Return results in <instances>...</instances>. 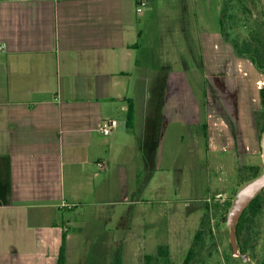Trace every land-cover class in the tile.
<instances>
[{
	"label": "crops",
	"instance_id": "obj_1",
	"mask_svg": "<svg viewBox=\"0 0 264 264\" xmlns=\"http://www.w3.org/2000/svg\"><path fill=\"white\" fill-rule=\"evenodd\" d=\"M201 22L210 24L198 0H148L140 13L136 0H0V156L12 182V203L0 205V264H58L64 236L73 263L91 231L99 264H143L144 226L161 220V132L172 127L177 175L182 143L196 154L202 125L208 155L240 150V116L216 97L229 63L255 64L230 55L223 30L195 38ZM224 52L229 63L216 55ZM110 119L118 127L105 136ZM248 146L261 149L256 125ZM80 203L124 206L107 218L125 226L87 231Z\"/></svg>",
	"mask_w": 264,
	"mask_h": 264
},
{
	"label": "rangeland",
	"instance_id": "obj_2",
	"mask_svg": "<svg viewBox=\"0 0 264 264\" xmlns=\"http://www.w3.org/2000/svg\"><path fill=\"white\" fill-rule=\"evenodd\" d=\"M198 4L199 14H205L210 24L206 25L205 22H201L195 38H199L203 33L202 30H206V28L209 30L226 29L232 39L242 43V50L248 48L247 52L260 56L264 63V0H198ZM184 37L181 34V41L185 40ZM230 47V55L240 56L232 44ZM216 55L222 56L224 62L229 63L230 57L226 52ZM201 61V51L198 47L200 65ZM227 72L226 80L219 87L220 93H218V97H215L219 99L221 105L225 106V109L230 111L233 108L237 111L236 115L240 116L239 127L242 136L247 141L245 140L240 150L229 149L208 155L205 149L202 125L199 129L201 135L196 154L188 152L189 147L186 141L182 143L181 173L177 175L176 170L171 167L173 163L168 157L170 149L173 147L169 140L172 127L161 132V151L165 154V159L161 162V186H163L161 188V220L160 223H150L144 226L147 234L141 250L144 254L155 255L153 264H162L157 256L160 245L169 247L173 264H184L199 229L206 232L204 245L198 246L197 256L191 264H244L241 258L232 253L226 217L237 189L264 169L262 147L256 155L248 153V139L253 127L257 126L260 142L263 133L261 132L263 106L260 91L261 88H264V72L257 65L250 69L246 65L238 63H229ZM197 73L199 86L207 85L212 93L209 82L204 78V71L199 67ZM204 97L199 94V102ZM204 109L201 106V116ZM195 157L197 158L195 159ZM208 157L211 159L210 161H208ZM190 163L196 168L191 172V175L186 169ZM217 163H219L218 166L221 165L217 167ZM251 166H256L257 171L251 169ZM191 181L192 185L189 186ZM80 204L77 208L78 212H82L80 217H84L90 223L87 231L95 229L93 223H97L98 232L103 228L116 231L118 227L125 226L118 222L117 218H114L112 222L107 218L110 216V212L122 211L124 209L122 205L88 206ZM149 205L151 206L152 203ZM71 212L68 211L70 214ZM257 222L258 231L261 234L258 233L260 237L259 242L256 243L254 261L248 264H257L259 256L261 257L263 254L264 215L260 220L258 218ZM92 236L93 232H88L87 237L90 239L84 238L82 241L84 246L80 249L85 250V255L77 257L70 264H99L88 252L89 244L92 245L94 240H92ZM135 261L138 262L137 259Z\"/></svg>",
	"mask_w": 264,
	"mask_h": 264
},
{
	"label": "trees",
	"instance_id": "obj_3",
	"mask_svg": "<svg viewBox=\"0 0 264 264\" xmlns=\"http://www.w3.org/2000/svg\"><path fill=\"white\" fill-rule=\"evenodd\" d=\"M223 34L225 36V30L223 29ZM237 48V52L241 54L239 51V48L237 45L235 46ZM249 47V46H248ZM256 61V60H255ZM257 67L264 72V65L260 62L256 61ZM261 94V102H262V110H261V117L263 118V126L261 129V132L264 131V88H261L260 91ZM206 128V125H204ZM5 159V169H2L1 160ZM253 170L257 171L256 166L250 167ZM11 189H12V182H11V169H10V158L8 155L0 156V205H7L11 204ZM264 204V190H262L249 204V206L246 208V210L243 212L240 222L237 227L238 234L241 233L242 228H250L255 225V220L261 211ZM203 224L204 219L202 220ZM206 235V232L203 229H199L195 235L194 244L190 247L189 252L186 256L185 263L184 264H191L192 261L197 256V250L198 246L204 245V236ZM66 237H63V244L61 246V250L59 253L58 258V264H66V245H65ZM200 248V247H199ZM158 259L160 258L162 264H173L172 259L170 257V251L169 247L167 245H160L158 247V253H157ZM143 264H153L155 255L146 254L144 258ZM116 264H123L121 259L118 258Z\"/></svg>",
	"mask_w": 264,
	"mask_h": 264
},
{
	"label": "water",
	"instance_id": "obj_4",
	"mask_svg": "<svg viewBox=\"0 0 264 264\" xmlns=\"http://www.w3.org/2000/svg\"><path fill=\"white\" fill-rule=\"evenodd\" d=\"M262 157L264 162V131L261 137ZM264 189V169L253 178L244 182L236 191L229 206L226 227L229 229L230 243L233 253L241 255V246L237 236V225L239 220L252 200Z\"/></svg>",
	"mask_w": 264,
	"mask_h": 264
},
{
	"label": "flooded vegetation",
	"instance_id": "obj_5",
	"mask_svg": "<svg viewBox=\"0 0 264 264\" xmlns=\"http://www.w3.org/2000/svg\"><path fill=\"white\" fill-rule=\"evenodd\" d=\"M224 30H225V33L227 35V36H225V38L234 46L235 50L237 51V48L235 47L236 45L239 48V51L241 52V54H239L238 52L237 53L240 56L252 59L255 65H257L256 61H258V62H260L261 64L264 65V63L261 60L260 56H256L254 53L251 54V52H249V51L247 52L248 48L246 46H245V48H247V49L246 50H242L241 49L242 43L239 42V40L232 39L228 35V33L226 32V29H224ZM263 215H264V204H263V207H262L261 211L259 212L255 222H254L255 225L252 226L250 228V230L248 228H242V231H241L240 234H238V232H237L238 240H239V243H240V246H241V253H242L238 257L242 259L244 264H248V263L254 261V251H255V249L257 247L256 243L259 242V237H260V235H258L259 231H258V222H257V220H258V218L260 220L261 217H263ZM226 220H227V217H226ZM239 222H240V220H239ZM237 227H238V225H237ZM259 234H261V233H259ZM230 245H231V243H230ZM231 248H232V245H231ZM232 253H233V249H232ZM233 255H234V253H233ZM257 264H264V247H263V254L261 255V257L259 256V261H258Z\"/></svg>",
	"mask_w": 264,
	"mask_h": 264
},
{
	"label": "built area",
	"instance_id": "obj_6",
	"mask_svg": "<svg viewBox=\"0 0 264 264\" xmlns=\"http://www.w3.org/2000/svg\"><path fill=\"white\" fill-rule=\"evenodd\" d=\"M148 0H136V10L138 13L143 12V10L147 7ZM118 127V122L116 120L110 119L103 121V124L100 128V131L103 135H110L114 129ZM100 166H104L103 163H99Z\"/></svg>",
	"mask_w": 264,
	"mask_h": 264
}]
</instances>
